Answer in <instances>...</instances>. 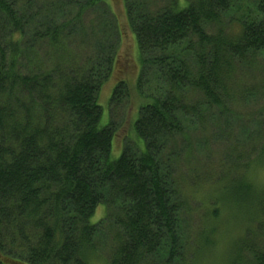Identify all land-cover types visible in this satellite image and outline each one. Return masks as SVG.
<instances>
[{
  "label": "trees",
  "instance_id": "obj_1",
  "mask_svg": "<svg viewBox=\"0 0 264 264\" xmlns=\"http://www.w3.org/2000/svg\"><path fill=\"white\" fill-rule=\"evenodd\" d=\"M99 3L77 4L76 19ZM30 6L0 0V264H264V186L250 178L264 133L249 163L191 165L196 138L209 146L208 130L238 122L264 0H124L144 148L126 135L118 159L121 125L109 112L101 126L98 105L116 51L77 62L64 25L36 23ZM129 95L119 81L109 111Z\"/></svg>",
  "mask_w": 264,
  "mask_h": 264
},
{
  "label": "rangeland",
  "instance_id": "obj_2",
  "mask_svg": "<svg viewBox=\"0 0 264 264\" xmlns=\"http://www.w3.org/2000/svg\"><path fill=\"white\" fill-rule=\"evenodd\" d=\"M86 1L30 0V7L33 15H37L36 23L46 19L64 25L66 35L70 36L69 51L77 62H83L88 57L96 59L98 55L103 57L110 50L116 51V61L110 77L100 89L98 105L102 110L101 126L108 124L109 112L113 122L121 125L120 136L116 145H112L110 156L111 159H118L126 135L140 151L144 148L142 140L132 131V125L138 116L139 104L142 103L136 92L141 70L138 46L125 15L124 0H104V3L87 9L88 12L84 17L78 20L76 19L79 10L77 4H84ZM239 75L243 94L238 101L236 116L238 124L231 123L232 119H230V124L227 126L221 123L223 133L218 134L208 130L206 136L211 142L209 146H202L200 142L203 141H199V138L195 139L191 165L196 174L201 173L202 168L208 170L220 163H223L225 168L236 166L239 160L236 161L235 158H238L240 153V159L242 161L246 159L245 163H249L254 152L253 146H259L260 139L252 140L250 137L256 133H264V54L250 67H243ZM121 80L126 83L130 95L123 98L119 107L111 108L109 111L112 92ZM217 126L220 127L219 124ZM250 173V178L257 186H264V167H258L256 172L251 169ZM103 214L104 208L100 205L92 216L91 223H97ZM260 235L264 236V232Z\"/></svg>",
  "mask_w": 264,
  "mask_h": 264
}]
</instances>
